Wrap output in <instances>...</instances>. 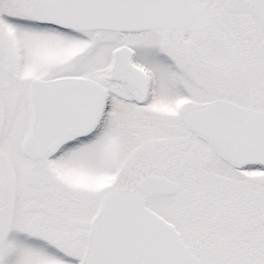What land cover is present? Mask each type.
Listing matches in <instances>:
<instances>
[{"label":"snow or ice","instance_id":"1","mask_svg":"<svg viewBox=\"0 0 264 264\" xmlns=\"http://www.w3.org/2000/svg\"><path fill=\"white\" fill-rule=\"evenodd\" d=\"M0 264H264V0H0Z\"/></svg>","mask_w":264,"mask_h":264}]
</instances>
